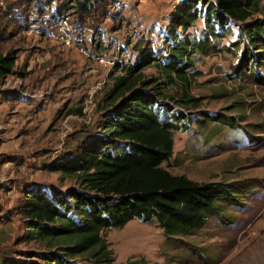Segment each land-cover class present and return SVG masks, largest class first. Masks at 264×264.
Instances as JSON below:
<instances>
[{
    "label": "rangeland",
    "instance_id": "374dc122",
    "mask_svg": "<svg viewBox=\"0 0 264 264\" xmlns=\"http://www.w3.org/2000/svg\"><path fill=\"white\" fill-rule=\"evenodd\" d=\"M36 1L40 7L47 0ZM60 1L48 0L42 14L33 11L31 34L9 26L15 35L0 45L2 53H17L14 73L0 81V264L44 250L19 240L26 190L77 186L49 167L101 132L108 93L123 68L143 50H151L156 63L166 62L173 42L169 20L179 0H108L104 16L67 11L58 19ZM260 6L254 19H264V0ZM198 8L202 14L194 24L184 34L177 31L178 39L201 44L192 56L195 76L188 90L195 103L181 108L169 102L170 114H182L179 124L189 128L173 131V154L162 167L238 190L222 196L217 213L187 236L167 238L156 221L137 219L105 230L115 264H264V48H250L241 65L246 39L240 23L220 25L204 5ZM142 73L160 76L154 65ZM169 92L180 93L176 87Z\"/></svg>",
    "mask_w": 264,
    "mask_h": 264
},
{
    "label": "trees",
    "instance_id": "16d2710c",
    "mask_svg": "<svg viewBox=\"0 0 264 264\" xmlns=\"http://www.w3.org/2000/svg\"><path fill=\"white\" fill-rule=\"evenodd\" d=\"M107 2L61 0L55 15L59 19L70 11L80 17L104 16ZM261 2L179 0L169 20L168 37L173 42L166 62L156 63L153 52L143 50L133 65L114 78L107 96L106 109L110 110L101 132L84 139L72 154L49 167L52 172L73 177L77 186L26 190L21 208L25 231L19 240L40 244L44 250L24 252L22 259L10 258L5 264H76L78 260L115 264L113 252L102 237L105 230L121 229L137 219L156 221L167 238L187 236L215 215L222 196L238 189L220 182L197 183L162 167L173 154V131L189 128L188 122L179 124L184 119L182 114H170L169 102L181 108L195 103L188 90L195 76L191 72L192 56L201 44L192 43L186 36L178 39L177 31L184 34L200 17L198 5H204V12L208 17L214 15L220 25L227 20L240 23L246 39L243 65L250 48H264V19L253 18L261 12ZM41 3L39 7L35 0H8L1 12L4 17L11 16L20 32L34 25L33 11L42 14L47 9L48 0ZM4 33L6 29H1L0 40L8 39ZM15 51H0L1 82L14 73ZM254 60H248L250 69ZM150 65L158 69L159 77H145L142 70ZM169 87L178 88L179 95L172 97Z\"/></svg>",
    "mask_w": 264,
    "mask_h": 264
},
{
    "label": "crops",
    "instance_id": "0c3cea01",
    "mask_svg": "<svg viewBox=\"0 0 264 264\" xmlns=\"http://www.w3.org/2000/svg\"><path fill=\"white\" fill-rule=\"evenodd\" d=\"M36 1V0H35ZM37 2V1H36ZM8 4V0H0V30L2 29V31H5L6 29V33H4V38H6V35H7V38L10 39L12 38L11 36L15 34H12V32H9V26L13 25V22L11 20V16H8V17H4L2 15V12L6 6ZM34 25L28 27L29 29L27 30V34H31L33 32L32 28H33ZM8 28V29H7ZM10 33V34H9ZM8 39H5V40H0V45L4 42V41H7Z\"/></svg>",
    "mask_w": 264,
    "mask_h": 264
},
{
    "label": "built area",
    "instance_id": "2783aa9c",
    "mask_svg": "<svg viewBox=\"0 0 264 264\" xmlns=\"http://www.w3.org/2000/svg\"><path fill=\"white\" fill-rule=\"evenodd\" d=\"M60 40H62L63 41V43H65V45H69L70 44V42H69V40H65L62 36H59L58 37ZM102 58H99V61L100 62H103V60H101Z\"/></svg>",
    "mask_w": 264,
    "mask_h": 264
}]
</instances>
